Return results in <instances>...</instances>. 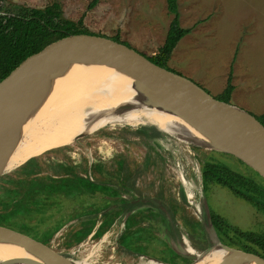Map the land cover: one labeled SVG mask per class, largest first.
<instances>
[{"label": "rangeland", "instance_id": "rangeland-1", "mask_svg": "<svg viewBox=\"0 0 264 264\" xmlns=\"http://www.w3.org/2000/svg\"><path fill=\"white\" fill-rule=\"evenodd\" d=\"M4 1L6 6L37 9L58 3L63 18L71 21L82 19L83 27L89 33L107 38L118 36L121 42L146 57L153 56L162 46L173 18L167 11L165 0H98L91 9L87 7L92 0ZM178 12L180 26L190 32L177 44L167 68L190 79L218 99L226 85L232 64L234 90L230 104L254 117L263 114L264 0H178ZM145 125L155 124L144 119L133 124L108 125L73 144L57 148L68 149L58 153L51 152L57 149L47 151L37 156L38 159L42 158L43 175L51 173L57 163L74 166L81 164L86 169L91 164L99 163L103 169L112 171L116 168L117 160L124 157L129 169L139 173L135 195L160 199L167 205L174 206L176 219L185 238L187 229L193 231L194 223H206L205 205L209 213L221 217L229 226L228 238L235 240L232 228L264 235V210L235 196L225 187L202 183L201 178L202 166L206 161L213 160L232 173L262 183L252 169L229 154L193 145L185 141L188 140L186 137L183 138L185 140L179 139L169 132L170 126L162 128L159 140L149 142L148 145L138 134L139 127ZM31 158L36 157L25 156L9 169L0 181V195L22 187L19 181L24 172L21 167L15 168ZM77 161L79 162L74 164ZM91 177L95 181L105 179L92 171ZM181 191L184 199L180 196ZM55 203L47 205L42 215L31 213L23 217L21 223L25 226L23 230L26 235L42 241L60 228L49 240V244L55 252L74 261L86 259L90 264H154L143 257L126 254L119 247L117 241L123 232L125 216L116 219L103 236L93 237L91 234L80 243H74L71 238L74 232L78 233L77 231L89 226L93 220L97 222V229L101 218L84 212L76 204ZM1 205L0 203V209ZM137 216L142 224H146L147 219L151 220L150 225L153 227L157 221L165 218L158 210L149 212L147 207L140 210ZM159 231L160 229L155 231L154 235H166L173 240L168 228ZM212 238L214 239L213 236ZM129 239V236L122 237L119 243L130 244ZM240 242L258 249L255 244L246 240ZM188 243L193 248L189 240ZM215 244L220 243L215 241ZM157 248L159 246L155 243L150 250H143L142 254L155 259L160 255ZM193 250L199 253L194 248ZM0 253L4 251L0 250ZM162 257L167 260L168 253L164 252Z\"/></svg>", "mask_w": 264, "mask_h": 264}, {"label": "trees", "instance_id": "trees-1", "mask_svg": "<svg viewBox=\"0 0 264 264\" xmlns=\"http://www.w3.org/2000/svg\"><path fill=\"white\" fill-rule=\"evenodd\" d=\"M97 1L92 0L87 8L91 9ZM165 1L167 11L173 18L168 26L162 46L158 48L153 56L147 58L155 65L169 70L167 63L172 52L190 30L183 29L180 26L178 0ZM4 3V0H0V81L6 78L26 57L50 43L69 35L90 34L83 27L82 19L71 21L63 18L58 3H51L42 9L26 6H6ZM112 39L121 42L118 36ZM121 43L129 46L124 42ZM234 59L235 55L233 61ZM232 72L231 64L226 85L217 99L224 103H230L234 90ZM255 118L264 126V113ZM138 134L143 141L150 145L149 142L154 143L159 140L162 130L157 125H145L139 127ZM66 148L68 149V147H64L51 152L56 151L55 153H58V151ZM115 167L114 170L108 171L103 169L102 164L99 163L91 164L89 169L81 164L74 166L57 163L51 173L44 176L42 158L29 161L24 165V176L19 181L22 187L0 195V203L2 204L0 222L15 226L18 223L15 219H21V217L31 213L42 215L46 206L52 203L76 204L84 212L92 213L93 216L101 218L97 229H95L97 222L93 220L89 226L77 231L80 238L86 239L91 234H93V237H101L106 229L114 224L116 219L127 216L123 225V232L117 241L119 247L126 254L144 256L142 252L150 250L152 245L156 243L159 246L157 249L160 255L155 259L165 264H190V260L179 257L168 248L161 238L166 237V235H154L155 231L159 229L162 231L165 228H168L172 234L169 223L165 218L157 221L155 227L150 225L151 220L149 221V219H147L146 224L140 223L142 220L140 221V217L137 215L142 210L141 207H147L149 212H155L158 209L150 205L136 203V201L142 199V196L135 195L139 175L137 170L132 172L124 157L117 160ZM91 171L94 174L103 176L105 179L102 181L93 180ZM254 174L262 183L246 178L241 174L232 173L225 167L220 166L218 162L209 160L202 166L201 178L202 183L218 184L225 187L235 196L243 198L250 204L264 210V183L257 173ZM181 196L184 199L182 191ZM170 207L172 209L173 206L170 205ZM88 208H90V211H87ZM158 212L163 214L159 210ZM174 214L176 217V211ZM43 218L45 219V217ZM149 218L151 219V216ZM210 218L215 233L214 239L212 233L207 230L206 223H194L192 225L193 231L191 232L188 229L186 231L187 239L197 252L201 253L210 249L213 246V241H216L264 258V235L241 232L232 228L235 236V240H233L228 238L227 230L229 226L221 217L210 213ZM125 236L130 237V244L119 243V240ZM242 240L255 244L258 249L246 246L240 242ZM164 252L168 253L167 260L162 257Z\"/></svg>", "mask_w": 264, "mask_h": 264}, {"label": "water", "instance_id": "water-1", "mask_svg": "<svg viewBox=\"0 0 264 264\" xmlns=\"http://www.w3.org/2000/svg\"><path fill=\"white\" fill-rule=\"evenodd\" d=\"M73 60L107 63L128 75L134 80L137 90L148 93L163 111L185 119L213 145L205 146L192 140H183L208 150L232 155L264 181V126L254 116L230 103L215 99L190 79L155 65L133 48L112 38L92 33L69 35L50 43L26 57L0 81V181L8 173L6 165L15 148L24 116L36 108L39 91L45 80L49 78L50 71ZM38 158L28 159L15 169L21 167L24 172V165ZM136 203L153 206L163 213L171 228L173 240L169 239V236L161 237L162 240L176 255L190 260V264H195L213 249L226 254L221 264H226L230 259L264 264L263 257L215 244V241L210 249L196 253L185 238L169 205L160 199L148 197ZM204 207L207 230L214 237L210 213L206 205ZM126 217L123 219V225ZM21 219H15L18 222L15 226L0 222V243L19 246L27 253L46 259L50 264L87 263L86 260L74 261L52 249L49 240L60 228L46 240L40 241L25 234L23 230L25 226L21 223ZM29 228L36 231L33 227ZM71 238L74 243L85 240L76 232ZM139 257L148 259L154 264H165L154 258ZM0 264L44 263L26 258L4 260L0 261Z\"/></svg>", "mask_w": 264, "mask_h": 264}, {"label": "bare ground", "instance_id": "bare-ground-1", "mask_svg": "<svg viewBox=\"0 0 264 264\" xmlns=\"http://www.w3.org/2000/svg\"><path fill=\"white\" fill-rule=\"evenodd\" d=\"M144 119L161 130L170 126L169 132L181 140L186 137L197 144L213 145L185 119L163 111L148 93L135 88L131 77L115 67L107 63L73 60L50 71L39 91L36 108L24 116L6 171L25 156L37 157L73 144L108 125L133 124ZM186 248L190 250L188 246ZM0 250L4 251L0 253V261L30 258L50 264L16 245L0 243ZM225 256L224 252L213 249L195 264H221ZM226 264L253 263L230 259Z\"/></svg>", "mask_w": 264, "mask_h": 264}, {"label": "flooded vegetation", "instance_id": "flooded-vegetation-1", "mask_svg": "<svg viewBox=\"0 0 264 264\" xmlns=\"http://www.w3.org/2000/svg\"><path fill=\"white\" fill-rule=\"evenodd\" d=\"M142 209H143V207H141ZM171 208V207H170ZM175 208H174V206L172 207V211H173V213H175V211H176V209L174 210Z\"/></svg>", "mask_w": 264, "mask_h": 264}, {"label": "built area", "instance_id": "built-area-1", "mask_svg": "<svg viewBox=\"0 0 264 264\" xmlns=\"http://www.w3.org/2000/svg\"><path fill=\"white\" fill-rule=\"evenodd\" d=\"M79 161H77L76 163H74V164H77Z\"/></svg>", "mask_w": 264, "mask_h": 264}]
</instances>
